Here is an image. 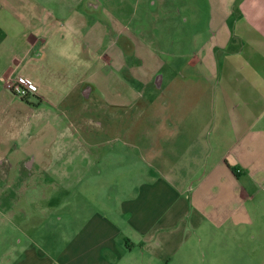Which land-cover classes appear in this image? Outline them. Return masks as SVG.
Here are the masks:
<instances>
[{
	"label": "crops",
	"instance_id": "1",
	"mask_svg": "<svg viewBox=\"0 0 264 264\" xmlns=\"http://www.w3.org/2000/svg\"><path fill=\"white\" fill-rule=\"evenodd\" d=\"M74 2L80 7L84 0ZM201 8L209 19L207 38L198 43L194 33L187 53H165L183 57L173 65L136 37L139 29L135 34L127 22L111 21L115 39L146 62L139 73L124 69L147 96L96 98L93 117L76 123L83 143L66 137L71 143L64 145L62 174L56 171L61 150L26 161L11 156L18 149L0 144V167L46 170L44 176L25 175L22 183L43 185L48 172H56L64 185V214L41 211L31 225L18 220L25 226H18L22 238L5 264H170L177 261L183 224L194 230L205 223L239 238L244 204L256 201L252 185L264 182V0H189L187 19L194 23ZM82 15H72L67 40L93 57L86 65L94 72L107 55L94 49L106 26L84 23ZM120 52L114 47L109 53L121 70L125 62L115 59ZM93 87L90 76L73 83L86 99ZM113 135L121 141L113 143Z\"/></svg>",
	"mask_w": 264,
	"mask_h": 264
},
{
	"label": "rangeland",
	"instance_id": "2",
	"mask_svg": "<svg viewBox=\"0 0 264 264\" xmlns=\"http://www.w3.org/2000/svg\"><path fill=\"white\" fill-rule=\"evenodd\" d=\"M74 1L0 0V142L3 140L0 144L5 150L18 149L11 156L17 160L22 156L26 161L52 157L56 155L52 150H61V161L56 162L59 166L56 171L61 174L66 137L83 143V136L77 138L76 123L83 117H93L96 98L123 101L125 97L147 96L146 89L131 85L127 75V69L139 73L141 70L137 67L145 68L146 62L141 64L137 56L128 53L121 37L115 39L112 20L127 22L135 34L139 29L142 34L136 37L159 49L161 53L157 56L165 65L183 59L172 60L165 53L177 49V56H182L189 51L190 37L195 33L198 43H202L209 28L204 8L200 9L202 14L194 23L187 19L189 0H84L80 7ZM79 13L83 14L84 23L93 21L106 26L102 41L96 43L94 49L95 55H107L102 58L100 70L96 67L90 69L94 72H89L91 66L86 65L88 60L93 62V57H87L86 50L82 56L79 46L67 40L71 32L68 28L74 25L72 15ZM114 47L122 51L115 58L125 62L121 70L113 67L111 62L109 52ZM83 75L90 76L95 85L90 99L78 96V91L73 89L74 81ZM16 78L35 83L34 92L40 100L32 96L34 93L21 97L12 93L5 82ZM111 141L119 143L121 138L113 135ZM45 172L43 168H25L23 164L9 169L0 167V264L12 258L13 245L22 238L18 226H25L18 220L25 218L24 224L31 225V218L36 220L39 216L35 215L41 211L64 214V185L59 183L60 175L56 172H48L51 176L46 177L43 185L22 183L26 182L22 180L25 175L44 176ZM12 176H19L20 180L12 182ZM47 181L52 183L46 184ZM258 186L256 183L252 185L253 192L257 191L256 201L246 200L244 204L248 213L243 227L239 228L242 230L239 238H235L236 233L230 230L208 227L205 223L193 230L188 228L189 225L185 227L182 221L180 248L175 255L177 261L171 260L170 264H264V229L256 230L264 227V182L261 188ZM67 220L73 221V218L67 217Z\"/></svg>",
	"mask_w": 264,
	"mask_h": 264
},
{
	"label": "built area",
	"instance_id": "3",
	"mask_svg": "<svg viewBox=\"0 0 264 264\" xmlns=\"http://www.w3.org/2000/svg\"><path fill=\"white\" fill-rule=\"evenodd\" d=\"M5 86L8 87L12 93L21 96H26L27 94H33L35 85L33 82L26 78H16L13 81H6Z\"/></svg>",
	"mask_w": 264,
	"mask_h": 264
},
{
	"label": "flooded vegetation",
	"instance_id": "4",
	"mask_svg": "<svg viewBox=\"0 0 264 264\" xmlns=\"http://www.w3.org/2000/svg\"><path fill=\"white\" fill-rule=\"evenodd\" d=\"M87 89H88L87 85H84V86L82 87V90H83V93H84V94L87 92ZM84 94H83V95H84Z\"/></svg>",
	"mask_w": 264,
	"mask_h": 264
}]
</instances>
